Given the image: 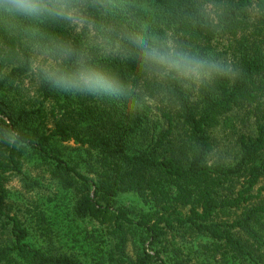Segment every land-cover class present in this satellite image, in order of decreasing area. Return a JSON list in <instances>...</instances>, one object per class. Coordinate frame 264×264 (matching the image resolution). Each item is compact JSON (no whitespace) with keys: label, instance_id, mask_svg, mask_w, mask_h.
<instances>
[{"label":"trees","instance_id":"16d2710c","mask_svg":"<svg viewBox=\"0 0 264 264\" xmlns=\"http://www.w3.org/2000/svg\"><path fill=\"white\" fill-rule=\"evenodd\" d=\"M83 8L82 30L0 9V125L10 121L28 142L19 150L0 144V264H264V0H84ZM135 35L231 74L198 84L150 75ZM61 46L75 53L63 66L82 57L126 91H65L40 74L37 97L24 100L35 56L60 60ZM219 128L237 135L231 159H215ZM41 175L73 194L74 216L112 243L108 257L33 241L35 232L47 236L45 211L28 205L22 217L7 184L19 177L34 191ZM131 192L149 208L137 218L118 206ZM178 237L200 238L206 260L181 258Z\"/></svg>","mask_w":264,"mask_h":264},{"label":"clouds","instance_id":"9594fccd","mask_svg":"<svg viewBox=\"0 0 264 264\" xmlns=\"http://www.w3.org/2000/svg\"><path fill=\"white\" fill-rule=\"evenodd\" d=\"M84 0H0V9L12 17L55 18L84 27L88 20L84 14ZM139 49L141 63L150 75L160 78L176 75L194 83L211 81L214 76L227 77L231 69L218 63L209 62L178 51L173 45L163 42H149L141 35L129 37ZM60 60L38 58L33 64L34 70L54 87L62 90H87L92 93L109 92L121 94L126 91L124 84L117 78L99 71L82 57L76 58L72 67L62 64L64 58L75 57L69 46L59 48ZM5 120L0 125V144L17 150L28 147L18 129L10 127Z\"/></svg>","mask_w":264,"mask_h":264},{"label":"rangeland","instance_id":"374dc122","mask_svg":"<svg viewBox=\"0 0 264 264\" xmlns=\"http://www.w3.org/2000/svg\"><path fill=\"white\" fill-rule=\"evenodd\" d=\"M82 28L83 27H79L81 30ZM90 29L92 37H95L96 32L92 28ZM168 44H171V42ZM38 58H43L45 62L48 61L45 60L46 58L42 54L36 55L35 61ZM39 77L40 74L33 69L32 74L24 80V83L20 88V90H22L21 95L24 100L37 97L36 89L39 85ZM235 125L239 130L241 128H246V124L239 121L236 122ZM215 137V159H231L235 155L236 149L235 141L237 135L235 130L228 131L219 128ZM69 145L75 147L73 143H69ZM67 153L72 155L77 154L76 151H67ZM41 178L43 186L34 191L26 190L19 177H12L10 182L7 184V187L10 190V202H13L16 207L20 209L17 211L21 216L22 214L20 211L23 209V213H27L26 211L28 209V205H41L45 211L46 220H44V229L46 230L47 236L40 237V231L38 234L35 232L33 241L37 245H46L47 242H45V239L52 238L56 245L62 247L60 249L63 252H73L81 258H85L87 255L89 256V254L98 258L103 255L108 257L112 243L95 223L79 220L74 216L73 203L75 198L73 197V194L62 192V190H60L54 182L47 179V177L45 178L41 175ZM118 206L127 208L130 211L132 218H137L142 212L149 210L145 203L132 192L121 194L118 198ZM33 227L37 228L35 224H33ZM200 241V238L197 237H192L187 241H184L183 238L180 237L176 238L175 242H177L178 245H180L181 242H184L181 246L183 247L185 254L179 253L178 255L183 259L190 260L191 262L202 261V259L206 260V258L201 254ZM170 246L168 247L170 248ZM137 247V244L134 241H131L128 247V256L132 259V261L135 258V251ZM172 252L173 248L163 253L162 256L165 258L171 257ZM207 263L217 264V261L212 260Z\"/></svg>","mask_w":264,"mask_h":264}]
</instances>
